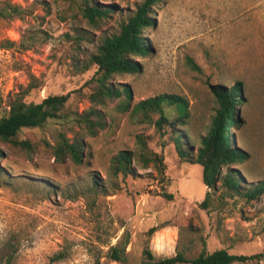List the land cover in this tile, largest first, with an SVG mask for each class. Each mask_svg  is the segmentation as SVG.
Returning a JSON list of instances; mask_svg holds the SVG:
<instances>
[{
	"label": "rangeland",
	"instance_id": "rangeland-1",
	"mask_svg": "<svg viewBox=\"0 0 264 264\" xmlns=\"http://www.w3.org/2000/svg\"><path fill=\"white\" fill-rule=\"evenodd\" d=\"M83 1L0 0V117L30 76L36 87L27 102L70 94L67 118L18 133L35 145L32 152L0 142V264H146L145 248L157 264L203 249L251 257L233 264H264V189L258 198L245 196L264 181V0H157L149 11L152 25L142 34L151 52L136 58L140 71L110 80L130 89L126 111L119 99L92 106L84 84L96 71L90 56L143 0H85L108 10L94 24L80 12ZM237 82L244 104L232 132L247 155L232 166L240 193L211 190L202 206L208 190L201 168L178 156L173 138L180 136L187 158L194 157L217 107L210 86ZM160 94L186 105L181 116L176 103H163L172 130L156 129V112L146 111L143 121L132 114L136 103ZM91 106L103 114L94 134L73 120ZM61 132L82 143L81 163L54 159L51 146ZM137 134L147 156L162 157V173L157 164L138 161ZM122 150L133 152L126 176L112 167ZM151 227L157 228L152 235ZM114 245L120 261L109 257ZM58 254L62 258L52 261Z\"/></svg>",
	"mask_w": 264,
	"mask_h": 264
},
{
	"label": "trees",
	"instance_id": "trees-1",
	"mask_svg": "<svg viewBox=\"0 0 264 264\" xmlns=\"http://www.w3.org/2000/svg\"><path fill=\"white\" fill-rule=\"evenodd\" d=\"M157 0H143L136 7L134 13L121 25L117 34H112L103 39L96 49V52L89 58V65H95L94 75L85 82L84 86H89L91 92L87 94L92 106L105 105L107 101L119 99L122 110L126 111L131 99V91L128 87H115L110 82L111 78L117 74H134L140 71L141 65L137 57H143L151 52V47L142 37L145 29L152 25L149 16L151 5ZM82 16L91 24L98 19L108 15L107 9H102L95 5H89L85 0L79 6ZM12 13L18 14L19 9L12 6ZM193 70L199 71L192 60H190ZM85 66L83 70H86ZM35 78L30 76L28 88L23 92L14 94L8 101V110L5 115L0 117V142L10 143L20 149L32 152L35 145L29 140L18 138V133L24 128H35L47 124L52 120L67 118L66 103L70 94L48 95L39 102H27L25 96L32 87ZM217 107L210 122L207 132L199 138V145L195 149V155L187 158V149H184L180 136H174L173 141L178 156L185 159L190 164L198 165L201 168V181L208 191L203 202L205 206L209 191L223 189L225 192L238 195L240 193V177L238 172L232 168L233 165L244 161L247 158L245 152L234 144L232 129L238 127L240 107L244 104L241 83L237 82L232 86L215 84L210 86ZM79 91V90H77ZM177 105L180 115L186 114V105L181 98L175 95L160 94L147 98L136 103L132 108V114L141 116L146 111L156 112L159 117L154 121L157 130L162 131L163 126L167 125L172 130L174 123L169 122L164 115L162 105ZM90 107L83 114H76L73 120L79 125H84L88 133L94 134L96 128L103 127L102 113ZM238 115V116H237ZM146 116V115H145ZM164 133V132H163ZM172 134H174L172 132ZM138 146V161L142 167H146L149 161L157 164L158 171L162 173V157L156 153H151L146 147L145 140L141 134L135 136ZM54 159L63 161L70 158L75 163L82 161V143L78 140H70L65 133L61 132L58 142L51 146ZM2 153L0 151V157ZM133 152L129 150L119 151L112 158V167L116 174L121 173L126 176L132 173ZM223 168H226L223 172ZM95 184V183H94ZM264 181L257 187L245 193L248 200L258 198L263 193ZM166 199H172L171 194L163 193ZM157 231L156 227L149 228L148 232L152 235ZM146 264H157L148 248L143 250ZM109 257L114 261H120L121 252L118 245L111 246ZM62 258L60 254L52 258V261ZM251 257L244 255L229 254L224 249L215 250L207 253L204 249L196 257L187 258L182 253L167 258L159 264H233L234 262H244ZM97 264V263H95Z\"/></svg>",
	"mask_w": 264,
	"mask_h": 264
}]
</instances>
